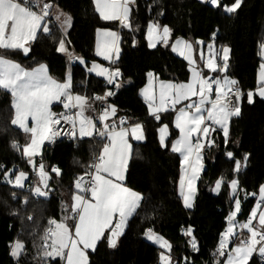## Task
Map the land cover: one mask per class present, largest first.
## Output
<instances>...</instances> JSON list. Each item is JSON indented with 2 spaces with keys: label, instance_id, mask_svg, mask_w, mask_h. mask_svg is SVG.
I'll use <instances>...</instances> for the list:
<instances>
[{
  "label": "snow or ice",
  "instance_id": "6c2138e0",
  "mask_svg": "<svg viewBox=\"0 0 264 264\" xmlns=\"http://www.w3.org/2000/svg\"><path fill=\"white\" fill-rule=\"evenodd\" d=\"M209 2L231 14L241 7L243 0H234L230 4H221V0ZM94 4L101 19L118 21L121 28L132 32L139 30V25L134 27L132 22L137 0H94ZM158 15H163V12ZM53 18L60 33L56 51L67 56L69 67L72 61H79L87 67L83 57L69 51L71 15L60 10L53 0H0V91L9 93L11 97L14 109L11 125L17 126L27 137L23 145L12 140L11 147L27 159L36 180L26 184L29 173L15 165L12 168L0 165V173L8 185L26 189L35 198H48L53 190L49 184L52 174L58 178L62 170L44 162L46 142L54 143L60 136H66L73 142L84 138L100 141L98 153L94 154L84 173L74 180L72 203L68 205L61 201L60 219L49 217L42 235H39L40 243L32 242L36 249L33 260L38 264H90L89 250L95 251L102 238L107 240L110 248H115L129 219L141 206L143 195L126 186L125 174L132 156L129 138L144 140V127L140 122H130L125 115L118 116L117 105L108 102L117 94L113 88L119 90L122 87L120 79L123 73L119 67H105L93 61L87 71L103 77L107 87L102 93L89 97L74 92L70 70L61 81L49 73L44 63L27 68L10 58L17 51L27 56L40 34L55 41L50 27ZM215 36L213 32L212 41L207 44V55L204 41L193 42L175 37L170 47L187 60L190 78L178 83L160 80L157 90L153 87L154 74L149 72L148 85L140 89L148 113L155 120L159 121L161 114L170 110L175 113L174 125L179 130V136L171 141V151L181 157L179 195L184 207L189 209L194 207L196 182L204 171V151L216 146L212 134L222 131L227 144L230 123L234 117L241 116V98L246 95L249 103L254 102L256 95L264 99V41L258 46L261 63L257 86L245 93L239 82L228 75L230 48L222 45L217 49ZM146 37L149 48H155L157 44L169 46L173 29L166 24L161 25L159 20H150ZM120 39L119 32L108 28L97 29L96 55L116 65L121 52ZM132 43L135 45L136 41ZM57 102L63 108L60 112L53 111ZM89 111L95 114V118L86 115ZM63 125L68 128L63 129ZM158 131L161 147H167L166 137L170 135L168 124H163ZM249 155H243L242 163L232 151H226V156L235 161L236 173L247 166ZM37 156L40 157L38 163ZM223 183L230 189L231 205L225 217L226 226L219 234L218 245L212 253L213 264H249L256 252L264 257V183L259 185L258 193H249L241 189L238 178L226 181L221 177L215 181L213 191L219 192ZM241 191L245 200L248 196L257 197L243 221L238 219L242 212ZM11 195L16 198L15 192ZM28 202L29 196H23L22 203L26 205ZM13 214H18V211L14 210ZM27 219L31 221L33 216L29 215ZM182 231L189 238L187 243L192 251H199L193 227L189 225ZM143 235L162 249L159 251V264H176L171 253L173 245L167 239L151 227ZM8 247L15 264H21L22 258L28 255L26 242L20 238L10 241ZM184 264L194 262L185 257Z\"/></svg>",
  "mask_w": 264,
  "mask_h": 264
},
{
  "label": "trees",
  "instance_id": "16d2710c",
  "mask_svg": "<svg viewBox=\"0 0 264 264\" xmlns=\"http://www.w3.org/2000/svg\"><path fill=\"white\" fill-rule=\"evenodd\" d=\"M232 2L234 0H221V4ZM56 3L73 19L68 31L69 51L83 57L88 67L92 61L98 60L94 52L97 28L117 29L118 23L102 20L95 11L93 0H56ZM160 12L163 15H158ZM150 20H159V23L172 28L173 39L191 37L209 42L215 32V44L230 48L228 75L239 82L245 93L257 86L261 63L258 46L264 41V0H243L241 7L231 14L203 0H137L132 22L134 27L139 25V30L132 32L120 28L121 54L117 61L123 73L121 80L128 79L130 83L117 90L108 102L117 105L118 116L125 115L130 122L143 123L146 138L133 142L125 177V184L142 193L143 200L137 213L129 219L117 246L110 248L107 240L102 238L95 251L88 252L89 261L90 264H159L160 248L143 235L151 227L173 245L171 253L173 258H178V264L185 257L194 264H213L212 253L218 245L219 234L226 226L225 217L231 202L226 183L222 184L218 194L211 193L209 185L221 177L226 181L236 177L241 189L251 193L258 192L259 185L264 183V99L256 95L254 102L249 103L246 95L242 98L241 116L232 119L227 144L222 131L217 130L213 134L216 146L205 150V167L198 181L194 207L185 208L179 195L181 158L179 153L171 151V141L178 135L173 123L174 114L165 113L159 121L155 120L148 113L140 89L146 84L149 72L160 79L174 81H187L190 72L186 60L176 55L170 45L148 47L146 31ZM51 28L55 41L40 34L27 56L17 51L10 58L28 68L45 63L52 76L63 80L69 71V62L64 53L56 51L60 33L56 26L51 25ZM87 67L79 61L71 65L73 90L91 97L94 93H102L107 86L102 77L89 73ZM55 109H59L58 106ZM13 116L10 94L0 91V165L5 168L15 165L19 170L27 171L29 178L26 184L34 183L36 177L32 174V166L11 147L12 140L21 145L26 142L25 133L11 125ZM162 124L169 126L167 147H161L159 142L158 129ZM99 147L100 141L92 138L75 142L64 138L52 146L45 145L44 162L62 170L58 178L52 174L49 184L53 190L48 198H35L26 189L8 185L0 173V264H15L9 255L8 245L16 238L24 240L28 249V255L22 258L21 264H38L33 260L36 249L32 242L40 243L39 235H42L49 217L60 219L61 201L68 205L72 203L74 180L86 170ZM226 151H232L235 158L241 160L245 153L250 154L247 166L236 173L235 161L226 156ZM35 159L38 163L40 157ZM13 192L16 193L15 199L11 195ZM25 195L29 196L26 205L22 203ZM241 200L239 217L246 219L256 197L248 196L245 200L241 191ZM14 210L18 214L14 215ZM29 215L33 220L27 219ZM189 225L198 241L197 252L190 249L188 237L182 231ZM249 264H264V257L253 255Z\"/></svg>",
  "mask_w": 264,
  "mask_h": 264
},
{
  "label": "crops",
  "instance_id": "0c3cea01",
  "mask_svg": "<svg viewBox=\"0 0 264 264\" xmlns=\"http://www.w3.org/2000/svg\"><path fill=\"white\" fill-rule=\"evenodd\" d=\"M53 2L58 6V7H60L57 3H56V0H53ZM93 2H94V0H93ZM94 6H95V4H94ZM60 10H62V11H64L63 9H60ZM65 13H67V12H65ZM98 13V12H97ZM69 14V13H68ZM98 15H99V13H98ZM99 17H100V15H99ZM101 18V17H100ZM103 20V19H102ZM72 21H73V19H72ZM114 22H117L118 23V28L116 29V28H111V27H99V28H97V29H103V28H108V29H111L112 31H116V32H119V34H120V37H121V33H120V28H121V26H120V24H119V22L118 21H114ZM161 25H165V24H162V23H160ZM51 25H54V26H56L57 28H58V25L55 23V21H54V18H53V22L50 24V27H51ZM69 31V30H68ZM146 33H147V31H146ZM147 38V37H146ZM101 39H103V36L101 37ZM185 40H188V38L186 39V38H184ZM96 40H97V30H96V34H95V47H96ZM120 41H121V39H120ZM188 41H190V39L188 40ZM203 41V40H202ZM212 41V40H211ZM211 41H209V42H211ZM174 42V39L173 40H171L170 39V41H169V45H171V43H173ZM209 42H205V44H204V49H206L207 48V44L209 43ZM147 43H148V40H147ZM159 44H157V46H158ZM215 46H216V48L217 49H219L220 47L219 46H217L216 44H215ZM95 47H94V52H95V55H96V51H95ZM171 48V47H170ZM120 49H121V46H120ZM171 50H172V48H171ZM197 51H198V49H197ZM174 52V51H173ZM176 55H178V56H180L177 52H174ZM120 54H121V52H120ZM197 55V57H199L198 56V53L196 54ZM96 57L98 58V60H96L97 62H99L100 64H102V65H104L105 67H106V65H107V63H109L110 61H106L102 56H98V55H96ZM180 57H182V56H180ZM183 59H184V57H183ZM93 62V61H92ZM92 62L89 64V66L88 67H91V64H92ZM96 62V63H97ZM186 62H187V60H186ZM45 64V63H44ZM22 65V64H21ZM47 65V64H46ZM22 66H24V65H22ZM37 65H35L34 67H36ZM48 66V65H47ZM25 67V66H24ZM201 67H202V65H201ZM28 68V67H27ZM48 70H49V67H48ZM69 70L71 71V65H70V67H69ZM49 73H50V70H49ZM153 73V72H152ZM51 74V73H50ZM93 74H95L94 72H93ZM154 74V73H153ZM52 75V74H51ZM71 75H72V72H71ZM190 76H191V73L189 74V78H190ZM230 76V75H229ZM54 77V76H53ZM231 77V76H230ZM55 78V77H54ZM103 78V77H102ZM188 78V79H189ZM104 79V78H103ZM153 82L156 84V88H157V90H158V77L154 74L153 75ZM128 80V79H127ZM148 80H149V77H148V79H147V82H146V84L142 87V88H144L146 85H148ZM62 81V80H61ZM121 81V80H120ZM171 81H174V80H171ZM174 82H177L178 83V81H174ZM74 92H77V91H74ZM80 94H85V93H83V92H79ZM142 96V95H141ZM143 97V96H142ZM244 97V96H243ZM242 97V98H243ZM144 99V98H143ZM56 106H58V108H62V106L61 105H59L58 104V102L54 105V107L53 108H56ZM179 107V106H178ZM167 113H173L174 114V118H175V113L174 112H172L171 110L169 111V112H167ZM162 114H165V113H162ZM161 114V115H162ZM86 115H92L94 118H95V114L93 113V112H91V111H89V112H87L86 113ZM174 118H173V123H174ZM30 123H31V121H29ZM140 123H142V122H140ZM143 124V123H142ZM175 126V125H174ZM17 127V126H16ZM178 130V129H177ZM144 134H145V131H144ZM214 134V133H213ZM212 134V135H213ZM160 135V134H159ZM179 136V130H178V135H177V137ZM25 137H26V134H25ZM176 137V138H177ZM145 138H146V136H145ZM175 138V139H176ZM174 139V140H175ZM27 140V139H26ZM145 140V139H144ZM144 140H142V141H144ZM166 140H167V137H166ZM129 142H130V144L133 146V142H141V141H136V140H134L133 138H129ZM206 150V149H205ZM204 153H205V151H204ZM180 155V154H179ZM181 158V157H180ZM203 163H204V160H203ZM125 177H126V174H125ZM199 181V180H198ZM198 181L196 182L197 183V185H198ZM127 186V185H126ZM127 187H129V186H127ZM131 188V187H130ZM133 189V188H132ZM134 191H137V190H135V189H133ZM137 192H139V191H137ZM99 243V242H98ZM98 243H97V245H98ZM230 247H231V245H230ZM89 251H92V250H89ZM57 259H59V258H57Z\"/></svg>",
  "mask_w": 264,
  "mask_h": 264
},
{
  "label": "rangeland",
  "instance_id": "374dc122",
  "mask_svg": "<svg viewBox=\"0 0 264 264\" xmlns=\"http://www.w3.org/2000/svg\"><path fill=\"white\" fill-rule=\"evenodd\" d=\"M203 1H205V2H209V0H203ZM210 3V2H209ZM59 9H62L61 7H58ZM63 12H66V11H63ZM183 38H186L187 39V37H183ZM190 39V41H196V40H194L193 38H191V37H188V40ZM198 40H200V39H198ZM205 50V54L207 55V48L206 49H204ZM198 51H199V49H198ZM198 51H197V53H198ZM229 57H230V54H229ZM183 58V57H182ZM196 58H197V61H198V63H199V57H197V55H196ZM95 62H97V61H95ZM98 64H100L99 62H97ZM187 64H188V62H187ZM159 81L160 80H167V79H158ZM158 81V82H159ZM121 83H122V86H125V85H128L129 83H130V80H121L120 81ZM178 82H186V81H178ZM153 87L154 88H156V84L153 82ZM163 125V124H162ZM161 125V126H162ZM26 139H27V137H26ZM25 158V157H24ZM26 159V158H25ZM243 163V162H242ZM21 170H23V169H21ZM23 171H25V170H23ZM27 172V171H26ZM234 178H236V177H234ZM216 181V180H215ZM215 181L213 182V183H211L210 185H209V191L211 192V193H213V194H218L219 192H216V191H213V189H214V187H215ZM27 182V181H26ZM229 191H230V189H229ZM258 193V192H257ZM65 197H66V199H67V195H65ZM256 199H257V197H256ZM255 205V204H254ZM238 219L239 220H245V219H243V218H240L239 216H238ZM166 239V238H165ZM189 239V238H188ZM150 241V240H149ZM152 243H154L153 241H151ZM238 242V241H237ZM155 244V243H154ZM157 245V244H156ZM158 246V245H157ZM159 247V246H158ZM190 247V246H189ZM160 248V247H159ZM191 249V248H190ZM162 249H160V251H161ZM254 255V254H253ZM251 259V258H250ZM173 260L176 262V264H178V258H173ZM181 264H184V260L181 262Z\"/></svg>",
  "mask_w": 264,
  "mask_h": 264
},
{
  "label": "built area",
  "instance_id": "2783aa9c",
  "mask_svg": "<svg viewBox=\"0 0 264 264\" xmlns=\"http://www.w3.org/2000/svg\"><path fill=\"white\" fill-rule=\"evenodd\" d=\"M69 62V61H68ZM75 63V61H72L71 62V65H73ZM106 67H119L118 65H117V63H116V65H112L111 64V62H109V63H107V65H106ZM120 68V67H119ZM121 80V79H120ZM241 89H242V87L241 86H239ZM113 90L114 91H117L116 89H114L113 88ZM243 90V89H242ZM244 91V90H243ZM241 100H242V98H241ZM99 102H97V104H98ZM240 105H241V101H240ZM63 110V108H59V109H55V108H53V111H56V112H60V111H62ZM62 124H63V122H62ZM68 128V126L67 125H63V129H67ZM64 138H68V137H66V136H60V137H58L57 139H56V141L57 140H60V139H64ZM55 141V142H56ZM54 142V143H55ZM54 143H51V144H48L47 142H46V146H52ZM93 160V159H92ZM92 160H91V162H92ZM84 173V172H83ZM82 173V174H83ZM33 174V173H32ZM34 175V174H33ZM254 255H257V256H260V254L258 253V252H256V253H254Z\"/></svg>",
  "mask_w": 264,
  "mask_h": 264
}]
</instances>
